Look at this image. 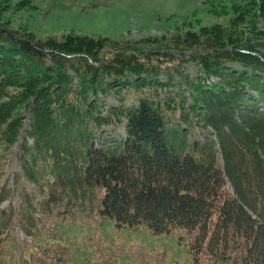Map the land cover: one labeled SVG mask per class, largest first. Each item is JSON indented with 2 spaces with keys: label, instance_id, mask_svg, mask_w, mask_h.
<instances>
[{
  "label": "trees",
  "instance_id": "16d2710c",
  "mask_svg": "<svg viewBox=\"0 0 264 264\" xmlns=\"http://www.w3.org/2000/svg\"><path fill=\"white\" fill-rule=\"evenodd\" d=\"M219 6L226 22L140 40L41 36L0 17V204L13 191L21 130L16 182L24 174L49 192L36 206L20 185L27 206L0 205V264L16 263L18 226L37 225V212H52L55 201L64 210L97 204L120 226L183 228L195 259L199 250L212 264H264V0ZM111 92L121 104L108 109L99 93ZM119 122L127 135L106 143L105 125ZM197 123L216 141L193 137ZM66 247L24 249L21 264H67Z\"/></svg>",
  "mask_w": 264,
  "mask_h": 264
},
{
  "label": "rangeland",
  "instance_id": "374dc122",
  "mask_svg": "<svg viewBox=\"0 0 264 264\" xmlns=\"http://www.w3.org/2000/svg\"><path fill=\"white\" fill-rule=\"evenodd\" d=\"M16 1L0 0V17L8 20L12 28L22 26L41 36L72 32L80 36L140 40L183 33L192 24L198 27L201 24L226 22L228 16L223 15L219 5L231 0H32L31 6L19 8ZM214 5L218 6L216 12L212 9ZM259 24L264 26V18ZM189 71L194 73V68L189 67ZM217 80V76L211 77V81ZM101 98L108 109L121 102L115 92L101 95ZM126 103L131 104L130 98ZM199 123L194 125L192 136H198L201 141L204 138L216 141L214 131ZM105 129L107 140L126 134L124 122L106 124ZM17 142L10 155L13 170L20 168ZM215 149L219 150L218 144H215ZM218 157L223 164L220 152ZM225 177L227 190L234 193L230 177L227 174ZM4 203H12L16 209L22 206L17 194ZM75 215L77 222L67 229L71 246L69 264H208L199 250L197 254L200 258L195 259L194 240L183 228L158 234L147 226H120L115 218H101L92 211H77ZM19 232L22 238L32 240V231L20 227ZM215 264L233 263L228 259H218Z\"/></svg>",
  "mask_w": 264,
  "mask_h": 264
}]
</instances>
